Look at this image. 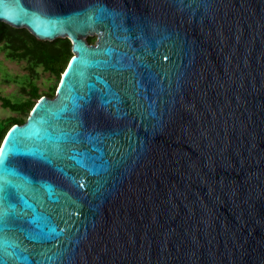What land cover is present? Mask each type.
Listing matches in <instances>:
<instances>
[{
	"label": "water",
	"instance_id": "95a60500",
	"mask_svg": "<svg viewBox=\"0 0 264 264\" xmlns=\"http://www.w3.org/2000/svg\"><path fill=\"white\" fill-rule=\"evenodd\" d=\"M0 21L73 51L0 145V264H264V0H0Z\"/></svg>",
	"mask_w": 264,
	"mask_h": 264
},
{
	"label": "trees",
	"instance_id": "16d2710c",
	"mask_svg": "<svg viewBox=\"0 0 264 264\" xmlns=\"http://www.w3.org/2000/svg\"><path fill=\"white\" fill-rule=\"evenodd\" d=\"M0 43L5 48L8 57L26 59L31 68L41 66L43 70L59 77V80L73 56L71 40L68 37L43 40L24 27H14L4 21H0ZM12 78L16 82L18 78H21V82L18 83L25 86L27 95L17 100L0 95L2 104L18 114L0 117V145L14 123H23L26 120V115L41 95L46 93L50 96L54 95V87L50 92L41 93L32 75H14Z\"/></svg>",
	"mask_w": 264,
	"mask_h": 264
},
{
	"label": "rangeland",
	"instance_id": "374dc122",
	"mask_svg": "<svg viewBox=\"0 0 264 264\" xmlns=\"http://www.w3.org/2000/svg\"><path fill=\"white\" fill-rule=\"evenodd\" d=\"M86 37L95 39L96 35L89 34ZM25 74L32 75L34 77L41 93L50 92L52 87H54L55 95L56 88L59 83V77L49 71L43 70L41 66L31 68L26 59L8 57L5 48L0 43V95L8 97L12 100H17L26 96L27 89L21 83H18L21 82V78H18V82L14 81L12 78L14 75L25 76ZM46 95L50 96L49 93H46ZM9 115L18 114L9 107H5L0 99V117L3 118ZM27 116L28 115H26V117Z\"/></svg>",
	"mask_w": 264,
	"mask_h": 264
},
{
	"label": "flooded vegetation",
	"instance_id": "af4514ba",
	"mask_svg": "<svg viewBox=\"0 0 264 264\" xmlns=\"http://www.w3.org/2000/svg\"><path fill=\"white\" fill-rule=\"evenodd\" d=\"M90 35H92V34H90ZM87 40H88L90 43H94V42L97 40V35H96V38H95V39L87 38Z\"/></svg>",
	"mask_w": 264,
	"mask_h": 264
}]
</instances>
